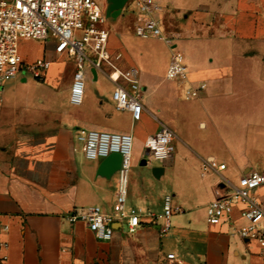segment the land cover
I'll return each instance as SVG.
<instances>
[{
	"label": "crops",
	"instance_id": "1",
	"mask_svg": "<svg viewBox=\"0 0 264 264\" xmlns=\"http://www.w3.org/2000/svg\"><path fill=\"white\" fill-rule=\"evenodd\" d=\"M167 2L170 0L161 1L155 17L160 24L161 18H167L179 32L178 38L162 27L166 34L177 36L185 54L186 82L166 79L171 60L168 43L145 38L162 41L167 48L160 71H152L144 64L151 50L139 53L130 49L124 29L118 27L123 9L108 20L119 33L110 34L109 47L122 53L120 66L138 70L139 65L146 66L141 74L139 71L144 104L140 120L134 121L128 111L106 108V101L113 103L115 85L101 72L88 71L87 75L100 84L109 80L111 95L105 99L99 94L87 108L83 101L72 105L68 99L74 110L59 109L55 104L41 111L14 110L5 96L6 83L12 79L5 83L0 102V241L8 247L0 248V264H264L258 243L236 232L244 223L242 204L235 205L231 222L212 225L206 216L214 188L223 186V177L237 181L244 173L264 169V0H197L185 3L176 13L168 12ZM183 14L186 21L179 29L173 21ZM107 27L111 29L109 23ZM203 40L215 41L217 48L196 51L195 41ZM50 45L54 56L72 60V83L74 59L57 54L52 40ZM21 80L26 82V76ZM203 82L206 89L193 99L207 110L210 120L199 119L198 127L211 126L224 149L204 151L192 137L178 135L197 158L191 175L189 171L176 175L168 189L153 183L154 177L162 179L169 170L177 171V151L172 158L159 161V177L148 174L129 181L125 209H140L135 232H129L126 219L117 218L113 237L100 240L83 221H71L72 213L92 206L114 215L119 177L112 165L102 166L105 158H86L77 129L131 133L145 147L149 135L162 124L170 125V112L178 109V100H191L185 95L186 88ZM255 85L261 86L259 92L253 91ZM122 120L129 126H122ZM209 158L225 163L226 168L203 175V162ZM168 193L174 195L183 212L172 217L170 231L163 233L161 215ZM255 194L264 200V185ZM169 253L175 258H168ZM3 254L8 255L7 260H2Z\"/></svg>",
	"mask_w": 264,
	"mask_h": 264
},
{
	"label": "built area",
	"instance_id": "2",
	"mask_svg": "<svg viewBox=\"0 0 264 264\" xmlns=\"http://www.w3.org/2000/svg\"><path fill=\"white\" fill-rule=\"evenodd\" d=\"M138 9L135 32L138 36L155 37L164 40L171 47V60L167 68L166 79L170 81H188V67L183 51L178 47L176 35L166 34L155 17L161 10L162 0H133ZM111 16L106 4L99 0H0V102L3 100L5 83L20 73H30L34 78L44 81L51 68L52 61L46 56L33 60L26 59L21 53L23 41L39 40L54 42L57 54L74 59L76 69L70 86L69 100L72 105H80L86 90L88 71L105 74L115 85L112 101L117 111H128L132 119L142 118V83L136 67L124 69L119 61L121 52H112L109 47L110 31L107 27ZM207 83L188 86L185 95L189 99L198 98L206 89ZM175 133L166 124L149 135L145 140L146 159L165 161L173 157ZM77 138L83 144L84 154L89 160L106 158L112 153L121 155L118 170L115 214H106L100 207L72 213L71 221L81 220L100 240L113 237V223L117 218L126 219L129 232H135L140 224V209H125L129 193L130 167L132 163L133 135L131 133L78 128ZM225 163L215 158L204 160L202 174L212 170L222 171ZM223 186L214 188V198L207 205V221L212 225L233 220V211L237 203L242 204L240 216L244 220L237 229L243 239L258 243L264 255V200L255 190L264 185V169L251 170L242 174L237 181L222 178ZM183 212L174 202V195L168 193L163 200L162 232L168 233L172 227V217ZM5 229H8L5 226ZM7 242L0 241V248L6 249ZM8 255L3 254L2 260ZM168 258H175L169 253Z\"/></svg>",
	"mask_w": 264,
	"mask_h": 264
},
{
	"label": "rangeland",
	"instance_id": "3",
	"mask_svg": "<svg viewBox=\"0 0 264 264\" xmlns=\"http://www.w3.org/2000/svg\"><path fill=\"white\" fill-rule=\"evenodd\" d=\"M105 5V0H99ZM197 0H170L165 4L168 12L176 13L177 9L182 7L185 3H194ZM138 16V9L135 6L133 0H128L125 4L123 11L120 16V24L118 27H122L127 35V43L129 48L135 50L136 52H142L146 49L151 50L152 54L149 57L144 58V64L149 66L150 70L159 72L162 64L165 62L167 55L166 44L162 41L154 39H145L139 37L135 32V23ZM174 24L180 26L182 21H186L184 14L176 16ZM161 26L166 27L168 33H175L178 38L180 37L179 32L175 29L173 24L168 23L167 18H161ZM111 26L110 34L118 33L117 26L115 24H110ZM177 38V39H178ZM197 46L195 50L206 52L210 49L217 48V43L215 41H195ZM45 42L39 40L23 41L20 46L21 53L26 56L27 59L33 60L38 57L46 56L52 60L51 68L48 75L44 81L34 78L30 73H20L17 78H14L6 83L5 96H7L8 105L18 111H41L48 109L49 104H55L59 109L74 110L70 104L67 103L70 94V84H71V68L72 60L69 58H63L60 56H54L51 49V40L44 45ZM181 49V46L178 45ZM182 50V49H181ZM183 51V50H182ZM184 53V52H183ZM146 55V54H144ZM185 55V54H184ZM187 64V63H186ZM140 74L145 71L146 66H138ZM26 76L27 81L23 82L21 77ZM113 85L107 80L103 79L101 84L93 82L87 75L86 78V90L83 99V107L87 108L92 105L95 98L102 94L104 98H108L111 95ZM254 92H259L258 89L261 86H252ZM115 108L112 102L106 101V108L112 110ZM178 109H171L170 125L171 129L175 133V153L179 152V164L177 167V173L169 170L168 173L162 179H156L153 173V167L158 166L159 161L152 160L150 163L144 165L142 161L146 159L145 147L143 143L139 140H133L132 145V163L130 167V181L132 179L138 178L139 176L152 175L154 177L153 183L159 187V189L171 188L173 179L176 175H183L186 172H190L192 164L197 159L195 154L187 149L178 139L179 136L188 135L195 139L198 145L204 151L218 150L222 151L224 149L221 138L219 134L210 127L207 129L198 127V120L201 118L210 120L207 110L202 106L200 102L196 99L186 100L185 98H180L178 100ZM210 110L212 106L210 105ZM177 111V112H176ZM122 126L128 127L129 122L122 120ZM174 153V154H175ZM200 178V176H198Z\"/></svg>",
	"mask_w": 264,
	"mask_h": 264
},
{
	"label": "water",
	"instance_id": "4",
	"mask_svg": "<svg viewBox=\"0 0 264 264\" xmlns=\"http://www.w3.org/2000/svg\"><path fill=\"white\" fill-rule=\"evenodd\" d=\"M108 1L112 3L110 6V9L108 10V14L110 15L111 11L115 10L111 15L113 17H117L121 13L122 8L124 7L125 3L128 0H108ZM142 163L146 165L149 162L147 159H144ZM120 164H121V155L119 153H112L104 159L102 166L112 165L114 170H119ZM153 171H154V175L156 177H159L160 172L162 171V168L156 166L153 168Z\"/></svg>",
	"mask_w": 264,
	"mask_h": 264
},
{
	"label": "flooded vegetation",
	"instance_id": "5",
	"mask_svg": "<svg viewBox=\"0 0 264 264\" xmlns=\"http://www.w3.org/2000/svg\"><path fill=\"white\" fill-rule=\"evenodd\" d=\"M105 4H106V10L108 11V10L110 9V6H111L112 3L108 1V2L105 3ZM122 9H123V8H122ZM114 11H115V10H112L111 13H110V16H111L112 18H113V16H112L111 14H112Z\"/></svg>",
	"mask_w": 264,
	"mask_h": 264
}]
</instances>
